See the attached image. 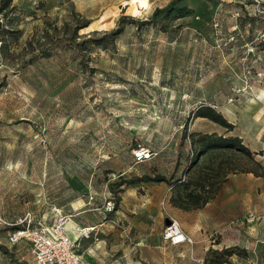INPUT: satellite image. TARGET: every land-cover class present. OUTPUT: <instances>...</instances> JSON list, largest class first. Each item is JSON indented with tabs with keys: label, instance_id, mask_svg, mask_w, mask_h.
I'll return each mask as SVG.
<instances>
[{
	"label": "rangeland",
	"instance_id": "1",
	"mask_svg": "<svg viewBox=\"0 0 264 264\" xmlns=\"http://www.w3.org/2000/svg\"><path fill=\"white\" fill-rule=\"evenodd\" d=\"M55 207L79 264H264V0H8L0 264H33L10 233ZM173 220L191 241L163 239Z\"/></svg>",
	"mask_w": 264,
	"mask_h": 264
},
{
	"label": "built area",
	"instance_id": "2",
	"mask_svg": "<svg viewBox=\"0 0 264 264\" xmlns=\"http://www.w3.org/2000/svg\"><path fill=\"white\" fill-rule=\"evenodd\" d=\"M155 154L156 151L143 144H138L133 149L135 162L145 161ZM106 207H112L111 201H107ZM54 213L55 219L51 224L31 226L28 220L25 225L11 231L10 239L12 242L21 239L30 242L33 264H79L80 257L75 249V241L66 232L69 216L58 207L54 208ZM162 237L171 244L191 241L189 235L174 220L165 226Z\"/></svg>",
	"mask_w": 264,
	"mask_h": 264
},
{
	"label": "trees",
	"instance_id": "3",
	"mask_svg": "<svg viewBox=\"0 0 264 264\" xmlns=\"http://www.w3.org/2000/svg\"><path fill=\"white\" fill-rule=\"evenodd\" d=\"M8 0H2L0 4V11L7 5ZM112 31L111 33H116ZM196 116L205 117L210 119L212 122L225 126L228 129L233 128V124L227 121V119L216 109L210 105H201L195 110ZM204 148L215 149V148H235L243 153L250 154L249 148L243 143L239 135L233 134L229 136L206 134L204 135ZM159 180H164V177H159Z\"/></svg>",
	"mask_w": 264,
	"mask_h": 264
},
{
	"label": "crops",
	"instance_id": "4",
	"mask_svg": "<svg viewBox=\"0 0 264 264\" xmlns=\"http://www.w3.org/2000/svg\"><path fill=\"white\" fill-rule=\"evenodd\" d=\"M67 230H68V231H70V230H71V226H70V225L67 227Z\"/></svg>",
	"mask_w": 264,
	"mask_h": 264
}]
</instances>
